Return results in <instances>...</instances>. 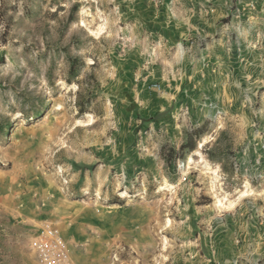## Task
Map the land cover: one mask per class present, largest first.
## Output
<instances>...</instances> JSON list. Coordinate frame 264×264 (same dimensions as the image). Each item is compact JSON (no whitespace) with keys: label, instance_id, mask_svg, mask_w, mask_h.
Here are the masks:
<instances>
[{"label":"rangeland","instance_id":"374dc122","mask_svg":"<svg viewBox=\"0 0 264 264\" xmlns=\"http://www.w3.org/2000/svg\"><path fill=\"white\" fill-rule=\"evenodd\" d=\"M46 223L75 264H264V0H0V264Z\"/></svg>","mask_w":264,"mask_h":264},{"label":"built area","instance_id":"2783aa9c","mask_svg":"<svg viewBox=\"0 0 264 264\" xmlns=\"http://www.w3.org/2000/svg\"><path fill=\"white\" fill-rule=\"evenodd\" d=\"M38 264H74L71 246L61 229L46 223L30 240Z\"/></svg>","mask_w":264,"mask_h":264},{"label":"trees","instance_id":"16d2710c","mask_svg":"<svg viewBox=\"0 0 264 264\" xmlns=\"http://www.w3.org/2000/svg\"><path fill=\"white\" fill-rule=\"evenodd\" d=\"M74 73V69L71 70ZM170 111L169 108L166 109ZM203 127L196 128L190 133L187 138L181 142L179 147L172 146L167 155H163V159L169 170H175L177 168V161L179 159L185 160L189 153L196 149V139L201 135Z\"/></svg>","mask_w":264,"mask_h":264},{"label":"crops","instance_id":"0c3cea01","mask_svg":"<svg viewBox=\"0 0 264 264\" xmlns=\"http://www.w3.org/2000/svg\"><path fill=\"white\" fill-rule=\"evenodd\" d=\"M174 105V102L173 103H171L170 105H168L167 107H170V106H173ZM167 109V108H166ZM68 241H69V239H68ZM75 264V263H74Z\"/></svg>","mask_w":264,"mask_h":264},{"label":"bare ground","instance_id":"6f19581e","mask_svg":"<svg viewBox=\"0 0 264 264\" xmlns=\"http://www.w3.org/2000/svg\"><path fill=\"white\" fill-rule=\"evenodd\" d=\"M220 204V203H219Z\"/></svg>","mask_w":264,"mask_h":264}]
</instances>
